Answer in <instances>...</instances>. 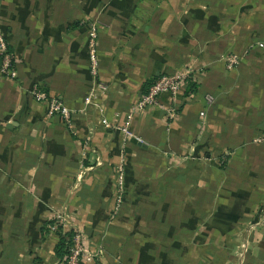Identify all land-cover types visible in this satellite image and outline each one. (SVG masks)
I'll use <instances>...</instances> for the list:
<instances>
[{"label":"crops","instance_id":"crops-1","mask_svg":"<svg viewBox=\"0 0 264 264\" xmlns=\"http://www.w3.org/2000/svg\"><path fill=\"white\" fill-rule=\"evenodd\" d=\"M0 26L16 71L0 56V264H65L45 226L61 213L82 264H264V0H0ZM181 70V91L132 114L140 139L101 125Z\"/></svg>","mask_w":264,"mask_h":264},{"label":"built area","instance_id":"built-area-1","mask_svg":"<svg viewBox=\"0 0 264 264\" xmlns=\"http://www.w3.org/2000/svg\"><path fill=\"white\" fill-rule=\"evenodd\" d=\"M88 51H89V63H90V73L93 77H97L99 73V54H98V32L97 27L93 23L89 30L87 37ZM0 56H2L1 72L7 74L11 77L16 76V71L14 68L15 56L9 49L7 40L0 26ZM240 61V56L237 53H230L226 56L227 68H234ZM188 72L181 70L173 73H164L153 80L152 84L148 90L141 95V97L134 104L131 114L126 118V120L119 124L116 121L108 119L106 116L101 117V125L109 128L118 129L123 135L124 139H140L134 134L131 128L132 114L149 109L158 105L159 97L162 94L175 95L185 87L188 81ZM33 96L40 102H48L50 104V113L52 115H60L63 120L70 124L73 121V111L68 107V105L59 96H51L47 91H45L40 85H35L33 87ZM86 104L91 105L92 110L100 111L101 107L95 101L94 95L90 94L85 98ZM173 114V112L171 113ZM204 115V112H201ZM118 189H119V202L122 201V193L125 190V175L124 167L119 168L118 175ZM58 224L68 226L71 224V217L68 213H61L57 216ZM84 244L83 235L81 231L75 229V234L73 238V243L70 247L69 254L65 261V264H81L84 256Z\"/></svg>","mask_w":264,"mask_h":264},{"label":"trees","instance_id":"trees-1","mask_svg":"<svg viewBox=\"0 0 264 264\" xmlns=\"http://www.w3.org/2000/svg\"><path fill=\"white\" fill-rule=\"evenodd\" d=\"M195 84L192 83V88H194ZM56 219L54 220H50L48 221L45 226H47V224H54L56 223ZM58 235H59V241L58 243L56 244V247H55V253L56 255L62 259V261H66L67 259V256L69 254V251H70V247L73 243V238H74V234H75V229H70L68 231H63V225L61 224H58V231H57ZM82 264V262H81Z\"/></svg>","mask_w":264,"mask_h":264},{"label":"rangeland","instance_id":"rangeland-1","mask_svg":"<svg viewBox=\"0 0 264 264\" xmlns=\"http://www.w3.org/2000/svg\"><path fill=\"white\" fill-rule=\"evenodd\" d=\"M261 218L264 219V213H263V215L261 216Z\"/></svg>","mask_w":264,"mask_h":264}]
</instances>
